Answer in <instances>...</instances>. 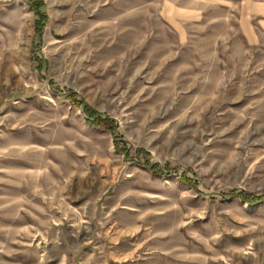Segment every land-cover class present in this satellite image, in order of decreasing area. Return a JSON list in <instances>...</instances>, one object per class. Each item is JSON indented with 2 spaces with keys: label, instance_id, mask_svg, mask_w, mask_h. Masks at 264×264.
<instances>
[{
  "label": "rangeland",
  "instance_id": "374dc122",
  "mask_svg": "<svg viewBox=\"0 0 264 264\" xmlns=\"http://www.w3.org/2000/svg\"><path fill=\"white\" fill-rule=\"evenodd\" d=\"M0 264H264V0H0Z\"/></svg>",
  "mask_w": 264,
  "mask_h": 264
},
{
  "label": "trees",
  "instance_id": "16d2710c",
  "mask_svg": "<svg viewBox=\"0 0 264 264\" xmlns=\"http://www.w3.org/2000/svg\"><path fill=\"white\" fill-rule=\"evenodd\" d=\"M42 6L41 2L40 5L38 7H34L33 11L35 13V16L37 18L44 17V15H42V13L40 12V7ZM37 29L39 31V22H37ZM69 99L71 101H73L74 103H76L77 101L76 99V94L72 93L69 95ZM91 124L95 127H101L103 129H105L107 132H109L112 136H114V142H115V146L118 145V142H120V140H117L115 135H116V126L113 123H110L109 121H107L106 119H103L102 117H96L95 119H93L91 121ZM149 171L152 175L154 176H163V174L165 173L162 169H159L157 166L155 165H150L149 166ZM180 181L188 184L190 183L189 179L186 178L185 176L180 177ZM230 195H234V193H231ZM237 197L243 201L246 202H250V203H256L259 202L262 198L260 197H255L254 195H246L243 193H238Z\"/></svg>",
  "mask_w": 264,
  "mask_h": 264
},
{
  "label": "bare ground",
  "instance_id": "6f19581e",
  "mask_svg": "<svg viewBox=\"0 0 264 264\" xmlns=\"http://www.w3.org/2000/svg\"><path fill=\"white\" fill-rule=\"evenodd\" d=\"M12 164V163H9ZM10 166H14L17 168L18 172H17V178H20L22 176V173L24 170H38L39 168H41V164L36 162V161H29V162H17V163H13ZM43 167V166H42ZM7 175V173H6ZM11 179V176H9Z\"/></svg>",
  "mask_w": 264,
  "mask_h": 264
}]
</instances>
